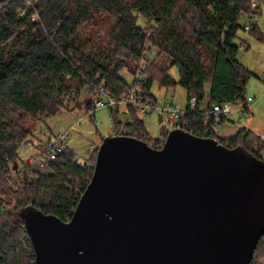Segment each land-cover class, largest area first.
Returning a JSON list of instances; mask_svg holds the SVG:
<instances>
[{"label":"trees","instance_id":"16d2710c","mask_svg":"<svg viewBox=\"0 0 264 264\" xmlns=\"http://www.w3.org/2000/svg\"><path fill=\"white\" fill-rule=\"evenodd\" d=\"M252 2L0 0V264H34L33 243L20 216L23 208L33 205L64 221L73 217L92 179L99 147L86 163L66 147L51 162L52 173L38 179L27 162H19L18 147L30 142V121L39 116L80 106L91 111L96 86L103 85L118 99L137 89L142 99L156 101L149 92L154 81L167 88L180 85L188 93L182 129L216 138L229 148L242 145L262 158L259 135L241 127L235 137L224 139L217 127L226 117L206 121L205 115L216 103L247 101L246 83L252 72L239 59L241 46L235 40L245 29L242 15L256 11ZM138 14L151 25H138ZM152 47L157 54L149 59ZM174 65L178 81L170 73ZM123 71L136 77L132 85ZM192 96L198 99L193 111ZM125 107L126 120L119 119L121 106L110 111L117 133L160 148L168 131L153 138L141 113L134 106ZM16 163L22 170L23 190L9 179ZM258 257H264V236L250 264H262Z\"/></svg>","mask_w":264,"mask_h":264},{"label":"water","instance_id":"95a60500","mask_svg":"<svg viewBox=\"0 0 264 264\" xmlns=\"http://www.w3.org/2000/svg\"><path fill=\"white\" fill-rule=\"evenodd\" d=\"M20 216L34 264H250L264 236V159L180 127L161 148L106 136L71 220L33 205Z\"/></svg>","mask_w":264,"mask_h":264},{"label":"rangeland","instance_id":"374dc122","mask_svg":"<svg viewBox=\"0 0 264 264\" xmlns=\"http://www.w3.org/2000/svg\"><path fill=\"white\" fill-rule=\"evenodd\" d=\"M260 17L252 19V26H258V31L254 34L251 30L244 28L238 32L236 42L241 46L239 51V59L252 72L246 83L245 98H254V102L250 105V111L243 113L235 112L228 116L229 122L219 127L218 131H226L227 126L234 125L238 129L240 127L251 130L256 135L264 132V0H261ZM148 19L138 14L137 23L140 26H150ZM244 25L245 20L241 19ZM245 42L247 48H242ZM157 51L151 48L147 51L149 59L155 58ZM171 76L174 80H179V69L172 66L170 69ZM127 83L132 85L135 76L127 71H123ZM140 80L143 79L139 76ZM209 86V85H208ZM137 90V89H136ZM138 91V90H137ZM149 92L155 96L158 102L172 101L180 109L185 110L188 104L187 90L180 85L167 88L161 86L158 81H154ZM83 99L86 97L83 94ZM244 101L231 103L232 109L242 106ZM83 106L75 111L73 109H62L59 112L45 115L42 120L31 122L30 142H24L18 147L19 162H27L32 156L39 154L37 145L47 141L49 138L55 139L56 136L69 133L67 146L72 149L81 163H86L93 155V151L98 148L104 137L110 136L114 130V122L111 113L106 109L97 110L95 114L88 115ZM145 121L148 133L153 138H160L164 132L174 128L176 119L174 116L165 114L163 121H159V114L154 112L152 115L141 114ZM129 116L126 113V107L121 106V115L119 119L126 120ZM81 119V121H79ZM32 142V143H31ZM264 159V149L261 152ZM258 260L264 264V257H258Z\"/></svg>","mask_w":264,"mask_h":264},{"label":"built area","instance_id":"2783aa9c","mask_svg":"<svg viewBox=\"0 0 264 264\" xmlns=\"http://www.w3.org/2000/svg\"><path fill=\"white\" fill-rule=\"evenodd\" d=\"M252 6L256 8L255 13L252 15L243 14L242 19L245 20L244 27L246 30H251L252 26V19L260 17V6L261 0H253ZM37 14L33 15V18H37ZM242 48H247L245 42L242 43ZM141 67H145V63H142ZM141 76V75H139ZM100 78V75L97 76V79ZM94 105L91 111H88V115H93L97 110L106 109L109 112L116 108L117 106H127L131 105L134 106L141 114L145 115H152L154 112H157L159 115L161 114L164 116L165 114H169L174 116L176 119V123L174 128L180 127V118L183 114L187 112V108L185 110L180 109L176 104L172 101L166 102H158L153 100H144L140 97L139 92L135 90H131L128 94L123 96L121 99H118L108 92H106L103 85L96 86V95L94 100ZM254 102V98L249 97L245 104L238 107L237 109L231 108L230 102L225 103H216L211 108L207 109L205 112L206 121H208L211 117H227L233 115L235 112H239L240 114L246 111H250V105ZM198 103V99L196 96H192L189 105L190 110L193 111L196 109ZM42 120V117L39 116L37 121ZM81 121V119L79 120ZM221 125V124H219ZM218 125V126H219ZM118 135H126L124 133L118 134L117 131L114 129L111 131L110 136H118ZM128 136V135H127ZM260 138L264 143V132L261 133ZM69 137V133L61 134L53 138H49L47 141L41 142L37 145L39 149V154L37 156H32L27 163L29 164L32 175L35 179H38L41 175H49L52 173V169L50 168L51 162L57 159V156L62 153L66 147H68L67 140ZM32 143V142H31ZM163 146V145H162ZM161 146V147H162ZM160 147V148H161ZM9 179L12 182L14 188L23 190V183H22V170L21 169H14L9 175Z\"/></svg>","mask_w":264,"mask_h":264},{"label":"crops","instance_id":"0c3cea01","mask_svg":"<svg viewBox=\"0 0 264 264\" xmlns=\"http://www.w3.org/2000/svg\"><path fill=\"white\" fill-rule=\"evenodd\" d=\"M200 108H201V109H204L205 106H204V105H201ZM225 122H229V120H228V119H227V120H224V121L222 122V124L219 125V126L217 127V130L219 129V127H222L223 125H225ZM225 128H226V131L222 132V134H221L220 131H218V132L220 133V136H221L222 138H224V139H228V138H233V137H235V136L237 135V133H238V130H239V129H238L236 126H234V125L227 126V127H225ZM240 128H241V127H240Z\"/></svg>","mask_w":264,"mask_h":264}]
</instances>
